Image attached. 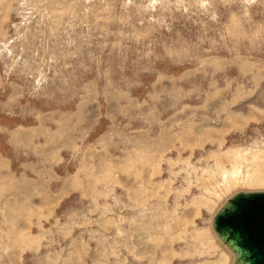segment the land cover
<instances>
[{"label":"rangeland","instance_id":"374dc122","mask_svg":"<svg viewBox=\"0 0 264 264\" xmlns=\"http://www.w3.org/2000/svg\"><path fill=\"white\" fill-rule=\"evenodd\" d=\"M246 189L264 0H0V264H228Z\"/></svg>","mask_w":264,"mask_h":264},{"label":"water","instance_id":"95a60500","mask_svg":"<svg viewBox=\"0 0 264 264\" xmlns=\"http://www.w3.org/2000/svg\"><path fill=\"white\" fill-rule=\"evenodd\" d=\"M211 228L233 264H264V189L228 195L213 212Z\"/></svg>","mask_w":264,"mask_h":264},{"label":"bare ground","instance_id":"6f19581e","mask_svg":"<svg viewBox=\"0 0 264 264\" xmlns=\"http://www.w3.org/2000/svg\"><path fill=\"white\" fill-rule=\"evenodd\" d=\"M246 190H249V189H246ZM250 190H255V189H250ZM225 199V198H224ZM221 201V200H220ZM220 201L218 202V204L220 203ZM222 203V202H221ZM220 203V204H221ZM216 205V207H218L219 205ZM216 207L214 208V210L212 211V213L216 210ZM211 213V214H212ZM210 225H211V223H210ZM211 233H212V236H213V238H214V240H215V242L217 243V245L219 246V249L222 251V252H224L227 256H228V259H229V263L228 264H233V262H232V254L218 241V239L216 238V236H215V234L213 233V231H212V228H211Z\"/></svg>","mask_w":264,"mask_h":264},{"label":"crops","instance_id":"0c3cea01","mask_svg":"<svg viewBox=\"0 0 264 264\" xmlns=\"http://www.w3.org/2000/svg\"><path fill=\"white\" fill-rule=\"evenodd\" d=\"M5 209H7V204H6V206L4 207V209H3V211H5ZM4 213V212H3ZM4 215V214H3ZM5 216V215H4ZM6 217V216H5ZM6 219V218H5Z\"/></svg>","mask_w":264,"mask_h":264}]
</instances>
